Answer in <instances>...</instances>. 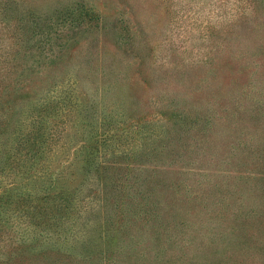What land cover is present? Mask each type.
<instances>
[{"label": "rangeland", "instance_id": "1", "mask_svg": "<svg viewBox=\"0 0 264 264\" xmlns=\"http://www.w3.org/2000/svg\"><path fill=\"white\" fill-rule=\"evenodd\" d=\"M0 92L1 103L18 101L24 137L32 118L46 117L50 129L48 152L34 158L44 166L30 179L16 164L5 175L16 193L78 187L81 163L59 178L52 173L89 137L80 122L104 110L126 131L125 152L156 133L155 145L167 142L179 159L152 171L153 164L137 167L146 155L130 157L131 191L146 176L156 187L145 183L135 223L123 219L126 208L109 205L122 222L115 255L102 252L106 245L81 248L90 238L82 222L99 220L85 206L65 234L39 237L30 228L31 248L22 251L17 239L25 235L14 241L1 230L17 213L11 208L0 214V257L19 249L8 263L32 259L34 244V254L47 250L45 264H264V0H0ZM174 122L184 130L170 137ZM30 157L22 143L13 163ZM17 216L24 231L27 219Z\"/></svg>", "mask_w": 264, "mask_h": 264}, {"label": "trees", "instance_id": "2", "mask_svg": "<svg viewBox=\"0 0 264 264\" xmlns=\"http://www.w3.org/2000/svg\"><path fill=\"white\" fill-rule=\"evenodd\" d=\"M8 97V100L6 101L4 99L2 103L0 97V214L10 211L11 208L15 209L14 211L17 213H14L12 217L13 220L18 215L21 218L25 217L28 224L24 228L25 232L19 231L17 230L18 225L11 219L12 223L11 221L10 223L0 222V224L3 223L4 225L1 227V230L12 231V238L14 241H16L18 235H25V237L20 236V238L17 239L21 241L20 249L23 251L24 247L31 248L30 243H27L28 236H26L30 234V228L34 233H38L39 237L43 236L45 231L50 232L48 236L60 235L61 233L65 234L77 220L82 218V212L79 208L85 206L84 208L90 209V212L87 211V213H95L96 211V214H99V220H94V222L92 221L90 223V220L87 219V221L82 222L84 226L81 230L83 239H85V236L90 238L82 240L80 244L81 248H84L86 251L85 248L88 247H85V245L87 243H91V245L95 244V247L106 245V247L102 249V252L106 254L114 252L113 255L118 253L117 248L114 249L113 246L117 245L116 238L119 231L118 228L121 227L122 222L120 220H114V215L111 212L112 210L110 211L109 205H113V208H119L122 211L126 208L125 211L127 215H125L123 219H131L132 222L135 223V220L138 218L137 210L139 205L142 204L139 195L146 194L144 192L146 184L148 190L156 187V185H153L154 187L152 188L151 179L149 176H146L144 178L140 177V186L142 189L135 190L137 192L136 194L131 191V187H135V183H130L131 178L129 173L133 170V165L136 163L134 160H131L132 158L130 157L137 158L139 156L141 157L142 154L146 155L147 158L150 159H144L145 161L140 160L137 163V167L143 169L153 164L154 167L157 168L152 171H159L166 165L171 166L179 160L172 145L165 141L155 145L160 136L159 134L155 136V133L154 135L148 136L152 142L146 139L148 137H143L146 139L144 145H132V148L129 149L127 147L126 149L128 150L125 152V150L122 149V147H124L122 142L126 143L125 141L128 140V136H126V138L123 137L126 131L116 125L112 112L107 114L104 110L103 113L93 114V120L91 117L89 119H85V117L84 121L80 122L82 128H78V130L88 132L89 137L84 136L85 138L82 143H78V145L75 146L74 149L80 151V153H78L79 155L73 162H68L65 167L59 166L52 173L53 176L55 175L59 178L65 174L75 162L81 163L83 176L78 187L75 189L61 188L57 191H48L49 187H46V184H44L41 187V193L43 191L46 192L44 194L26 192L23 189H18L16 193V187H6V185H3L5 175H7L16 164V166L19 167L18 173L22 177L30 179L34 175L35 166L39 164L44 166V162L35 164L34 158L35 155H40L42 153L44 155L48 152L45 137L48 136L50 129H48L46 133L48 128L46 123L44 124V120H47L46 117H42L38 121L32 118L31 121L34 129L32 127V129H27V131L25 129V134L27 135L24 137V128H22L20 122V119L23 118L18 117L19 112L16 107L18 101L15 97ZM10 100L13 103V107L9 104ZM41 107L40 113H45V104H42ZM24 121L25 120H23V122ZM136 122L137 123H133L132 125H136L139 128L138 131L142 133V127L145 126L144 122ZM88 124L92 125L89 126ZM176 124L177 122H174L172 129L167 130L168 133H170V137L172 136V132L177 130L182 133L184 130L182 126H180L179 129H175L174 127ZM78 130L75 131V133H78ZM152 137H154V139H151ZM22 143L30 146L31 157L27 164L13 163L17 154H21ZM51 145L53 144L51 143ZM105 154H114L115 159L110 160ZM123 154H126L128 158L124 157ZM6 169L9 171H5ZM112 169H114V171L126 170V172L117 176L115 172H112ZM45 170L48 171V168H45ZM6 197H8L7 200L5 199ZM86 198L90 201L83 204ZM103 211L106 212V215L103 214ZM133 211L134 213H130ZM18 216L17 218H19ZM86 217L87 216H85V218ZM101 219L102 221H100ZM98 221L101 222L99 225L97 224ZM37 238L38 236L35 234L32 236V239ZM32 248H36L35 250H37L34 244ZM54 249L57 248L54 247ZM35 250L33 251L32 259H28L27 256L24 258L22 264H36L39 263L38 260L40 259L42 260L40 263L45 264L48 253L47 250L40 249L38 254H34ZM18 251L15 252L14 249L10 251L1 250L2 255H8L9 257H3L1 255L0 264H10L8 260L16 256L15 254H18ZM42 257L45 258V260H43ZM13 264H19V262L16 260Z\"/></svg>", "mask_w": 264, "mask_h": 264}]
</instances>
